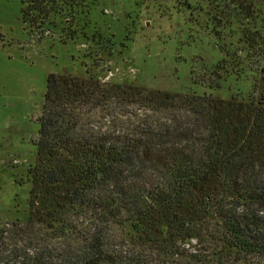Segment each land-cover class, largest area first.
<instances>
[{
	"label": "trees",
	"instance_id": "trees-1",
	"mask_svg": "<svg viewBox=\"0 0 264 264\" xmlns=\"http://www.w3.org/2000/svg\"><path fill=\"white\" fill-rule=\"evenodd\" d=\"M174 1L229 25L213 73L261 71L259 90L102 82L108 39L81 74L50 73L27 215L0 221V264H264V0ZM82 7L21 0L20 15L25 29H59L66 43Z\"/></svg>",
	"mask_w": 264,
	"mask_h": 264
},
{
	"label": "rangeland",
	"instance_id": "rangeland-1",
	"mask_svg": "<svg viewBox=\"0 0 264 264\" xmlns=\"http://www.w3.org/2000/svg\"><path fill=\"white\" fill-rule=\"evenodd\" d=\"M20 7L21 0H0V221L27 215L28 169L35 162L47 76L81 74L100 57L104 39L111 49L96 69L102 82L223 97L261 86V71L237 76L219 70L218 79L213 72L223 54L216 42L230 34L229 25L208 24L197 8L174 0H83L77 38L66 43L59 29H25ZM256 26L264 34V15Z\"/></svg>",
	"mask_w": 264,
	"mask_h": 264
}]
</instances>
